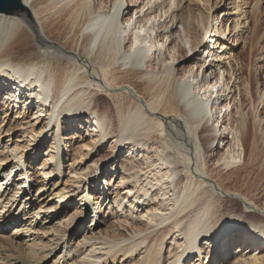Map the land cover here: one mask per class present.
Wrapping results in <instances>:
<instances>
[{
    "label": "bare ground",
    "instance_id": "6f19581e",
    "mask_svg": "<svg viewBox=\"0 0 264 264\" xmlns=\"http://www.w3.org/2000/svg\"><path fill=\"white\" fill-rule=\"evenodd\" d=\"M181 2L4 1L0 113L23 120L36 109L27 128L12 133L17 127H0V139H7L0 147V235L12 227L13 234L33 238L26 258L15 261L41 264L59 249L52 264L76 250L75 264H217L208 261L209 250L217 249L222 264H264V206L215 181L222 172L228 180L237 174L264 188V93L255 97L249 77L247 99L241 97L231 115L233 85L223 80L224 70L215 75L222 53L214 52L228 39H220L211 17L199 26L198 18L177 15ZM30 36L44 53L22 55ZM262 64L264 72V59ZM68 133L89 140V152L107 140L113 149L108 160H93L97 149L75 159L79 163L66 175L70 185L59 187ZM47 138L45 164L39 181L33 180L27 159L43 153ZM33 189L37 195L29 198ZM223 195H236L245 212L222 213ZM249 208H258L260 216L249 215ZM86 212L93 222L98 218L83 230ZM54 218L69 225L53 224ZM236 224L237 233L260 237L247 238L254 252L246 238L233 255L218 248L217 240L235 241L237 233L230 234ZM48 233L55 244L45 251L40 241ZM71 233L80 238L74 252L65 242ZM14 238L3 237V245ZM7 254L1 250L0 264L13 262Z\"/></svg>",
    "mask_w": 264,
    "mask_h": 264
},
{
    "label": "rangeland",
    "instance_id": "374dc122",
    "mask_svg": "<svg viewBox=\"0 0 264 264\" xmlns=\"http://www.w3.org/2000/svg\"><path fill=\"white\" fill-rule=\"evenodd\" d=\"M176 14L183 16V17L188 16L190 18L194 17V19L198 18L199 26H202L201 21H204L207 16L211 17V19L213 18V22H211V25L213 24L212 28L215 29V32H222L224 35V37H220V39H222V41H225L226 39H228L225 45H223L224 47L222 49L220 46L214 52H218L217 53L218 56L222 53L220 55L221 59L219 61L220 62L219 66L222 67V69L220 70V72H218V69L215 68V75L220 77L222 71L224 70L225 72H224L223 80H227V82H229V87L233 85V88L231 90V95L229 94L227 98V101L230 102V104L229 105L227 104V105H228V110L231 111V115H233V113L236 112V106L239 103L240 98L242 97L245 100L247 99V93L244 92V90L248 88L247 82L249 81V77H251L250 80L252 81L253 86H254L255 97H257L259 94L264 93V72H263V64H262V60L264 59V0H225V3H224V0H182L181 10L177 11ZM208 23H209V20H208ZM207 29L209 30V28ZM229 31H231V33L228 36L227 33ZM47 39L51 42L57 43L55 38H52L51 36H47ZM25 44H26V50L25 52L22 53V55L28 56L35 52L37 54L44 53V52H40L39 48L34 43L33 37L31 36L30 38L26 37ZM45 54L50 55L48 51ZM200 55L203 57L202 54ZM217 64L218 62L215 64V66ZM226 72H229L231 74V79H229L230 76L228 73L226 75ZM226 92H228V90ZM107 105L110 108V104L107 103ZM245 105L246 103H244V106ZM35 111L36 109L31 110V116H33ZM31 116L29 114V117L26 116L27 118H24L22 120L20 118L17 119L15 114L11 113L10 111H8L6 114H3V112L1 111L0 127L2 128L3 131L6 130L9 126L12 128L17 127L12 132L14 133L15 131L21 128H27L28 126L32 125L33 122H31L32 121ZM260 117L261 118L264 117V110L261 111ZM250 131L251 132L253 131V127L250 128ZM15 136H18V133ZM71 137H72V134L68 133V134H65L63 138L64 145L62 149L64 148L63 155H66V156L64 158V162L62 163V171H61L62 177H61V182L59 184V187L60 185H64L69 181L68 178L66 177V175L69 172L68 168L73 163H79V161L74 162L75 159L79 160V158L83 156L85 153L86 154L90 153V155H92V153L97 149L98 152L96 153V156L95 158H93V160H95L96 158H97L96 160H102V161L108 160L110 158V153L113 149L111 147V141L107 140L103 144L102 143L98 144L99 145L98 147L96 146L95 149L89 152L88 149L85 148L84 146V145H89V140L79 141L77 136L75 137V139H71ZM17 139L18 138L15 137L13 138V141ZM48 139L49 138H47L45 141L43 153H40L38 158L36 157L33 158V156H29V158L27 159V165H31V173L33 175L31 178L33 180L37 179L39 181L38 179L40 176L39 169L45 164L44 160H45V156L47 155V151L45 148L46 146L50 144V141ZM19 140L25 141L24 138L23 139L19 138ZM6 141L7 139L6 140L0 139V147H2V145H4ZM121 149L123 148L121 147ZM122 152H124V150ZM93 160H89V162ZM49 163H46V164H49ZM210 163L212 167H210L209 170H211L215 166L214 158H211ZM215 173L216 172L214 171L212 174H215ZM232 176H233L232 180H228L227 179L229 178L228 175L222 172V174H220L215 179V181L217 180V182H219L220 185L224 186L225 188H229L230 190L236 189L242 194H247L248 197H251L252 200L256 202L259 209L260 207L264 206V188L263 187L258 188L256 183L253 185L252 182L250 183H246L245 181L243 182L242 175L238 177L237 174H234ZM57 177L58 176L55 175V177L53 178V181L55 183L58 182ZM91 178L92 176L90 177V179ZM112 184H114V180L113 182H111V185ZM66 185H70V184H66ZM48 189H50V185L47 187L46 191H48ZM36 190L37 189H33V195H31L29 198H32V196L34 197L35 195H37ZM41 198H42V202L47 201V194L43 195ZM234 198H237V196L234 195L233 197H229L228 195H223L219 203V208H220L219 210L224 214H230V216L237 217V215H239L241 212L244 213L245 211L243 209V206H241V204L239 203V201L235 200ZM239 198L242 199L241 197ZM70 202L72 201H69L68 203ZM104 208L105 206L102 209L103 216L105 215L103 213ZM259 209L255 208V210L253 211L252 208H249V211H251L249 215L251 216L254 215L256 217L260 216L258 214V212H260ZM84 216L85 218L82 217L84 219L81 222V225H80L81 228L83 230L91 226L93 228L94 225L96 224V220L98 216L96 219L94 218V222L92 219L93 215L90 212L89 213L86 212ZM59 221L62 223V226H65V228L66 226L69 225L67 221H63L60 218L59 219L54 218L53 224H56ZM28 222H31V221L29 220ZM19 224L20 223H18V225ZM233 228L235 229V231L233 232V234H230V236H234L238 232L239 229L241 230V227L238 224L234 225ZM14 229H17V228H14ZM14 229L12 227L9 228V232L6 233L7 234L6 236L0 235V252L2 250V251H6V253H8L9 255L11 254L14 255L13 256L14 258L13 257L9 258L10 263L11 261H13L11 264H29V262H32V259H25L26 261L28 260L27 262H24V261L19 262L18 260L15 261V259H17L15 258V256L20 255L21 257L22 256L24 257L25 254L29 251L28 247L32 244L33 238L27 236L29 233L25 234L26 235L25 237H23L20 234H18L17 236L13 234ZM72 229L73 228H71V230ZM250 233L252 235H247V236H243L242 234L237 233L235 235L236 238L232 239V241L234 240L235 241L231 242L230 245H228L229 243L224 245L223 244L224 242H222L224 241L223 239L217 240L215 243H218L217 245L220 250L223 249L224 247L227 249L229 248L230 255H233L234 251L242 247L241 244L239 243L243 242V240L246 238V241L248 243L247 249L249 252L252 253L254 252V249L256 248L253 246L252 242L247 240V238L257 237V239L260 240V237L256 235L254 232H250ZM3 237H15V238L12 241V245L6 246V245H3L2 243ZM238 238L241 240H239ZM79 239L80 238L74 236V233H71L70 236L68 235V237L65 239V242L70 240L69 246H70V250L72 249L71 251L73 252L75 251L74 250L75 245ZM54 241H55L54 239L53 240L51 239V233H48L46 235V239L45 238L41 239L40 244L46 245L47 249L45 251H48V246H50L51 244H55ZM38 242L39 240L36 241L35 243H38ZM209 251L210 252L212 251V252L211 254H209L208 261L212 259L211 261L213 263L217 261V264H220L222 260H224L221 257L215 256L217 253H219L217 249L215 250L210 249ZM262 251H264V248ZM58 252H59V249L55 253L50 254L49 257L46 258L45 260H42L41 264H52L54 259L58 256ZM79 253L80 252L76 250V252L72 253L71 255L72 257L71 256L66 257V260L60 264H66V263L75 264L74 262L77 263L76 257H78ZM32 255H33V252H32ZM167 259H168V256L165 254L164 255L165 263L167 262Z\"/></svg>",
    "mask_w": 264,
    "mask_h": 264
},
{
    "label": "water",
    "instance_id": "95a60500",
    "mask_svg": "<svg viewBox=\"0 0 264 264\" xmlns=\"http://www.w3.org/2000/svg\"><path fill=\"white\" fill-rule=\"evenodd\" d=\"M4 1H5V0H0V9H1V7H2Z\"/></svg>",
    "mask_w": 264,
    "mask_h": 264
}]
</instances>
